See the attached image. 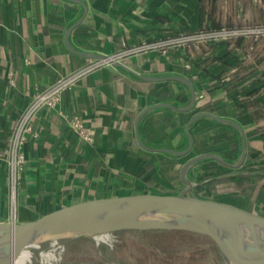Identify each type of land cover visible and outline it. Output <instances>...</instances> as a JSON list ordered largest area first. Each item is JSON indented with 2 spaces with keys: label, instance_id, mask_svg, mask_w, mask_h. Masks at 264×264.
Returning <instances> with one entry per match:
<instances>
[{
  "label": "crops",
  "instance_id": "crops-1",
  "mask_svg": "<svg viewBox=\"0 0 264 264\" xmlns=\"http://www.w3.org/2000/svg\"><path fill=\"white\" fill-rule=\"evenodd\" d=\"M216 26H264V0H0V221H11L7 161L18 116L34 91L98 60L95 54L115 58L128 69L109 62L90 69L54 109H42L35 116L23 146L26 160L17 183L16 223L108 192H174L186 187L182 164L202 152V139L192 133V149L186 155L152 151L138 143L135 122L145 146L185 149L188 134L180 111L159 103L184 107L190 91L178 80L153 81L138 74L197 79L195 101L206 108L209 96L202 85L210 76L230 71L228 79L237 88L232 96L238 104L247 100V106L245 111L242 105L230 109L229 118L244 132L264 129V34L207 36L168 55L159 47L127 53L176 35L219 31ZM186 63L192 65L193 76L186 74ZM258 111L262 114L253 117ZM73 114L91 130L90 143L70 128L67 118ZM209 123L207 118L195 125L198 133L216 127L206 141L234 133ZM248 146L250 155L264 151V133L250 137ZM212 170V164L198 162L188 178L202 180ZM99 180L108 184V191L99 193ZM206 183L196 184L200 191L194 185L191 192L213 197ZM262 195L264 189L253 207L264 206ZM235 198L241 205L248 202L237 193Z\"/></svg>",
  "mask_w": 264,
  "mask_h": 264
},
{
  "label": "water",
  "instance_id": "water-1",
  "mask_svg": "<svg viewBox=\"0 0 264 264\" xmlns=\"http://www.w3.org/2000/svg\"><path fill=\"white\" fill-rule=\"evenodd\" d=\"M94 56L97 59L108 60L114 66L128 69L125 64L112 57L100 54ZM137 76L153 81L163 78L174 79L188 87L190 99L186 106L176 107L159 103L160 106L182 112L189 110L195 103L194 86L191 80L183 76L148 77L143 74ZM207 116L237 131L241 149L236 161L230 162L228 158L214 151L201 152L191 156L182 164L180 175L186 184L182 190L171 192L143 189L108 192L65 204L29 222L0 221V264H15L31 252L38 256L40 250L48 245L57 244L61 247L80 238H92L98 246L99 241H96L94 235L127 229L179 230L195 233L211 241L219 254L221 264H264V211L227 199L191 192L194 185L212 179L246 173L264 174V171L251 172L239 169L245 157L246 137L244 130L235 120L229 117L221 118L208 111L196 113L185 124L188 145L183 150L145 146L137 132V120L135 122L136 138L145 149L162 151L171 155H186L192 149L193 142L192 132L189 131L190 122ZM208 158L232 170L204 180L189 179L188 171L191 166ZM158 214H163L167 220L148 222L149 218Z\"/></svg>",
  "mask_w": 264,
  "mask_h": 264
},
{
  "label": "rangeland",
  "instance_id": "rangeland-1",
  "mask_svg": "<svg viewBox=\"0 0 264 264\" xmlns=\"http://www.w3.org/2000/svg\"><path fill=\"white\" fill-rule=\"evenodd\" d=\"M211 190L216 198L226 192L239 195L231 181L215 183ZM235 199V203H241ZM249 199L254 203L257 197ZM250 208L264 211L262 204ZM207 240L179 230L127 229L106 234L98 246L92 238H80L57 248L55 253L60 264H221L217 250L205 247Z\"/></svg>",
  "mask_w": 264,
  "mask_h": 264
},
{
  "label": "trees",
  "instance_id": "trees-1",
  "mask_svg": "<svg viewBox=\"0 0 264 264\" xmlns=\"http://www.w3.org/2000/svg\"><path fill=\"white\" fill-rule=\"evenodd\" d=\"M222 27L230 28L231 26H216L217 29H222ZM205 29H210L211 27H204ZM204 29V30H205ZM240 38V37H239ZM232 73L230 71L223 72L222 74H219L217 76H210L209 81H207L205 84L202 85V87L205 89V92H207V96H209L208 102L209 106L205 108V105L197 103L195 101L194 105L189 108L187 111L180 112L182 116L183 123H186L190 120V118L195 115L198 112L202 111H210L211 113H214L215 115L219 117H229V110L232 108H236L239 105L243 106L242 111H245L246 109V101L245 99H240L238 102H236V99L232 96L231 92H235L237 88L235 87L234 81L228 79V77ZM233 79V78H232ZM235 79V78H234ZM238 80V78H236ZM191 82L194 86H197L199 81L193 78H190ZM255 91H253L250 95H253ZM257 100V99H256ZM256 102V101H255ZM258 111V113L252 114L254 117H258V115H261ZM264 116V114H262ZM209 119L212 126H223L228 129L234 130L231 126L227 124H222L210 117H201L198 118L189 124V131H192L196 136L202 139V152H208V151H214L223 157H226L230 159L231 161H236L240 154V140L239 136L236 130H234V133L231 135L224 136L223 138L218 139H208L207 141L204 139L208 135L211 134V130H216V127H212L210 131H207L204 133V131L198 133L197 129H195L196 123L201 119ZM218 131V129H217ZM264 133V129L261 127H254L250 130L245 131V137H246V152L245 157L242 162V166L239 169H246L251 172H259L264 171V151L259 152L256 155H250V152L252 149L250 146H248V140L250 137L258 134V133ZM204 139V140H203ZM205 163L212 164V166L215 168V170H212L208 173H204L202 176L203 179H208L209 177H214L217 175L225 174V172L231 170L226 165L219 164L214 159L208 158L205 161H202ZM228 182L231 181L235 186L237 187V191L239 192L240 196H244L248 199V202L244 203L245 206L252 207L251 202L249 201L251 197L253 196H260V191L264 189V174H253V173H246L242 175H231L226 176L225 178L220 179H212L209 180L208 183L205 185H214L215 183L219 182ZM97 189L99 193H104L109 190L108 184H102L101 181H97ZM196 191H200V185L195 186ZM259 192V193H257ZM258 194V195H257ZM232 197V198H231ZM264 197V195H262ZM221 199H226L232 202H236V199L233 195V193H226V194H220Z\"/></svg>",
  "mask_w": 264,
  "mask_h": 264
},
{
  "label": "built area",
  "instance_id": "built-area-1",
  "mask_svg": "<svg viewBox=\"0 0 264 264\" xmlns=\"http://www.w3.org/2000/svg\"><path fill=\"white\" fill-rule=\"evenodd\" d=\"M239 34H264V26L246 27L242 26L239 28H225L219 29V31L213 32H198L192 35H176L170 39L160 40L154 42V44H144L137 46L133 49H128L127 53H135L138 50H146L149 48L159 47L164 48V54L168 53L173 49L182 48L187 45L190 41L202 40L207 36L219 35H239ZM115 59V58H114ZM108 60L98 59L93 60L89 64L80 67L74 71H71L65 75H59L50 85L40 90L34 91L30 102L25 106L22 113L18 116L16 125L14 127L12 137L9 142V158L7 161L9 170V192H8V206L9 215L11 218L10 222H15L17 217V183L21 172L23 171L26 156L23 150V146L26 141V135L33 132V120L35 116L42 109H54L61 101L62 95L65 91L69 90L77 81V79L89 71L90 69L99 66ZM186 74H190L192 65L190 63L184 64ZM202 95H200L201 97ZM70 128L74 133L84 142L90 143L92 141V132L85 125L83 120L77 114H73L67 118Z\"/></svg>",
  "mask_w": 264,
  "mask_h": 264
},
{
  "label": "bare ground",
  "instance_id": "bare-ground-1",
  "mask_svg": "<svg viewBox=\"0 0 264 264\" xmlns=\"http://www.w3.org/2000/svg\"><path fill=\"white\" fill-rule=\"evenodd\" d=\"M148 219V218H147ZM157 220H167L163 214H158L153 218H149L148 222L154 223ZM96 241H103L106 234L94 235ZM59 246L57 244L48 245L46 248L40 250L38 256L31 252L24 255L21 260H18L15 264H60L58 256L55 253L56 248Z\"/></svg>",
  "mask_w": 264,
  "mask_h": 264
},
{
  "label": "flooded vegetation",
  "instance_id": "flooded-vegetation-1",
  "mask_svg": "<svg viewBox=\"0 0 264 264\" xmlns=\"http://www.w3.org/2000/svg\"><path fill=\"white\" fill-rule=\"evenodd\" d=\"M207 241H208V245H206L205 247H207L208 249L211 247L210 249H212L214 247L213 244L211 243V241H209V240H207Z\"/></svg>",
  "mask_w": 264,
  "mask_h": 264
}]
</instances>
